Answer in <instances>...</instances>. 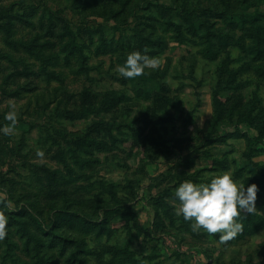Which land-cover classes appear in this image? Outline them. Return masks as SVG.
Masks as SVG:
<instances>
[{
  "label": "rangeland",
  "instance_id": "1",
  "mask_svg": "<svg viewBox=\"0 0 264 264\" xmlns=\"http://www.w3.org/2000/svg\"><path fill=\"white\" fill-rule=\"evenodd\" d=\"M257 7L264 0H0V264H36L28 234L88 250L48 248L45 264H264V44L237 19ZM134 49L159 67L121 75ZM224 171L260 186L227 241L193 231L174 194ZM113 195L117 217L96 226Z\"/></svg>",
  "mask_w": 264,
  "mask_h": 264
},
{
  "label": "clouds",
  "instance_id": "2",
  "mask_svg": "<svg viewBox=\"0 0 264 264\" xmlns=\"http://www.w3.org/2000/svg\"><path fill=\"white\" fill-rule=\"evenodd\" d=\"M159 65V57L150 55L147 50L134 49L117 68L124 77L134 78L143 75L147 68L155 69ZM5 119L11 124L4 125V130L16 124L18 116L14 105L5 114ZM259 190L256 182L246 186L234 179L229 171L207 181L185 179L174 190L179 200L175 211L191 222L193 231L203 229L209 234L220 233L219 239L227 241L243 230V224L237 219L241 212L251 213L257 209ZM8 222L5 210L0 209V240L8 235Z\"/></svg>",
  "mask_w": 264,
  "mask_h": 264
},
{
  "label": "trees",
  "instance_id": "3",
  "mask_svg": "<svg viewBox=\"0 0 264 264\" xmlns=\"http://www.w3.org/2000/svg\"><path fill=\"white\" fill-rule=\"evenodd\" d=\"M231 13L232 12H225L224 15H226L227 17H231L230 19H232L233 15ZM185 14L187 15L186 17L187 19H189L190 21H194L195 17L192 16L191 11L186 12ZM262 17H264V10H262L260 7H257L253 13L246 12L243 14H239L237 16V19L240 25L241 26L244 25L245 27L244 29L248 33L249 38L255 41V47L263 46L264 44V19ZM195 23H197L198 25L201 24V22H195ZM195 23H193L192 25L193 26L197 25ZM259 51L260 53L263 54L264 48H260ZM89 101L90 99L87 97L86 100H83V104L88 105ZM218 102L219 101H217V112H216L217 117L220 115V112L222 111V107L220 106V104H218ZM118 202H119L118 198L115 195H113L109 198L107 202L100 204L101 206H98V209L103 210V216L99 222L96 221V226L104 227L105 225L104 223H107L106 221L110 220V216H112V218L117 217L119 213V208L122 207L119 205ZM59 213L69 214L70 219L79 217L80 219H84V221L89 220V219H90L89 221L95 220V219L88 218V216L85 213H82V212L79 213V212H76V210H69L67 208L60 209ZM63 215L64 214H62L60 217L62 218ZM96 226L94 227L95 229H96ZM26 239H25V245L27 246L30 245L33 248L32 257L35 259L36 264L46 263L45 256H44V252L46 250L59 248V251L61 252V248L68 249L72 246L70 249H73V250H71L69 255H74L75 249H79L81 247V241L79 239L77 240L76 238H73L72 236L70 237L69 235L65 237H61V238L59 237L56 240L51 237L49 238L48 242H40V240L35 237V234H28ZM46 243L48 244V246H45ZM78 251L88 252V250L86 249L82 250L81 248ZM10 257L11 259H13L12 256ZM13 263L17 264V261L13 259Z\"/></svg>",
  "mask_w": 264,
  "mask_h": 264
}]
</instances>
